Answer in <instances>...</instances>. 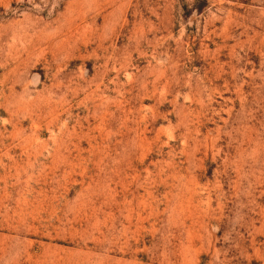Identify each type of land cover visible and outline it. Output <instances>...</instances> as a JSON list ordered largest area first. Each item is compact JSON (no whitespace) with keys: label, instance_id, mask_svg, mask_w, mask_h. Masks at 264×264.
<instances>
[{"label":"rangeland","instance_id":"obj_1","mask_svg":"<svg viewBox=\"0 0 264 264\" xmlns=\"http://www.w3.org/2000/svg\"><path fill=\"white\" fill-rule=\"evenodd\" d=\"M0 264H264V0H0Z\"/></svg>","mask_w":264,"mask_h":264}]
</instances>
